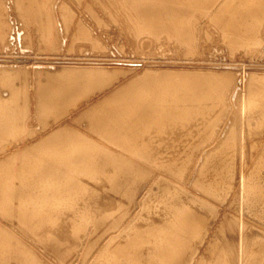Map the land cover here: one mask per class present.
Returning a JSON list of instances; mask_svg holds the SVG:
<instances>
[{"label": "bare ground", "instance_id": "1", "mask_svg": "<svg viewBox=\"0 0 264 264\" xmlns=\"http://www.w3.org/2000/svg\"><path fill=\"white\" fill-rule=\"evenodd\" d=\"M111 28L121 36L113 44ZM201 30L220 33L233 52L255 48L264 0H0V264L52 263L10 222L71 233L88 215L119 220L136 186L134 163L175 172L142 221L173 211L180 235L167 222L129 232L91 264H180L189 258L181 249L205 238L207 253L192 264H264V74L253 72L232 99L234 71L145 64L136 72L133 63L155 55L154 45L195 49ZM24 53L35 67L17 59ZM114 59L132 64L105 65ZM190 164L198 178L187 189L178 175ZM110 183L129 188L116 196Z\"/></svg>", "mask_w": 264, "mask_h": 264}, {"label": "rangeland", "instance_id": "2", "mask_svg": "<svg viewBox=\"0 0 264 264\" xmlns=\"http://www.w3.org/2000/svg\"><path fill=\"white\" fill-rule=\"evenodd\" d=\"M204 18L201 21H198L200 27L205 25L212 16L213 12H206ZM107 38L111 41L110 43H115L116 39H120V33L115 28L107 30ZM199 39L197 40V46L195 49L191 47L179 46L174 47L167 44L156 47L154 45V53L152 55L141 56L142 59L140 62L133 61L135 66L138 67L136 72L142 71L141 66L145 64L149 66L161 67V68H189V69H209V70H228L234 71L237 76L236 89L232 91V99H236V91L240 92L245 87L246 82L248 81L249 76L255 72L258 74H264V39H262L255 47L249 48L243 51H234L233 46L230 43L221 42L220 33L214 30H201L199 32ZM194 50V51H192ZM31 52L26 49L24 51ZM21 54L22 58H17L19 61H23L24 67L27 66H36V63L32 57H25ZM149 58V59H146ZM154 58V59H152ZM88 62V61H87ZM94 62V61H93ZM97 62V61H95ZM129 64H132L130 61L123 60H110L105 63L108 67H127ZM234 95V96H233ZM229 119L225 121V127L229 126ZM223 132V131H222ZM225 132V131H224ZM225 134V133H224ZM205 143V144H204ZM202 144L206 145L208 142ZM209 149V146L202 150L203 153H206ZM203 154H201L202 157ZM117 156V155H116ZM118 157H121L120 155ZM109 166H106L103 171L104 180H108L114 171L115 160ZM193 161L191 162V164ZM189 165L186 171L179 176V181L187 189H191L196 179L198 178V169L199 167L196 164ZM150 169V168H149ZM100 171L95 172L91 179H97L96 176L99 175ZM131 173L136 186L133 190L132 195L127 199L129 200V207H127L126 212L123 211L121 215L125 212V215L119 219H108L107 221H99V217L95 215H88L87 219L84 221L80 231H67L62 226L58 225L53 229H45L46 226L39 228L36 222L32 223V227L25 232L21 229L22 224H17L15 222H10L12 229H15L18 235L26 240L35 243V245L42 250V252L51 260V264H91L95 259V253L100 249H107L112 242H117L122 238L127 237L128 233L131 232L132 236L141 235L146 232L147 227L156 228L160 223H170L169 226L172 227L171 231L175 235H180L178 232L182 229V220L179 218L178 214H174L173 211H166L163 213H158L156 218H151L145 224H143L142 218L145 212L147 202L149 199L155 198L156 194L160 190V183H162V178L166 175V178H170L169 182H173L174 174L173 171H154L153 173H148L142 165L134 163L129 170ZM78 174V173H77ZM125 174L128 175V170L125 171ZM167 182V181H166ZM113 183L108 184L106 187L111 188V190L116 194V196H124L129 186H112ZM118 185V184H117ZM89 187H85L82 192H80L81 198L89 193ZM226 202L221 204V207H227V202L229 199L225 200ZM63 210H68L67 206L56 205ZM61 206V207H60ZM57 209H53L55 211ZM252 210H255L254 208ZM186 213V212H185ZM191 213V212H190ZM174 214V215H173ZM190 215V214H189ZM3 215L0 213V219ZM65 217H71L70 213H65ZM67 219V218H66ZM93 220H97L93 222ZM264 220V218H263ZM142 221V222H141ZM47 222V221H45ZM49 222V221H48ZM53 223H58L54 221L48 225H54ZM60 223V222H59ZM181 223V224H180ZM45 225V224H44ZM110 228V229H109ZM146 228V229H145ZM109 229V230H107ZM107 230V231H106ZM175 230L177 232H175ZM42 231V234L40 233ZM106 231V233H105ZM105 233V234H104ZM40 234L41 238L38 237ZM185 235V233L183 234ZM203 233H200V242L202 239ZM121 238V239H120ZM188 238V237H186ZM150 241V237H145L141 241V245L147 246ZM207 242L208 239L205 238L202 244L198 246L190 247L187 246L183 248L181 245L179 248L186 256L188 255V263L186 261H181L180 264H192L195 262L197 257H202L207 253ZM199 247V248H197ZM173 247L172 249H175ZM181 250L178 249L180 252ZM258 259L255 260L257 262ZM255 264V263H252Z\"/></svg>", "mask_w": 264, "mask_h": 264}]
</instances>
